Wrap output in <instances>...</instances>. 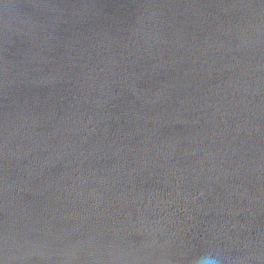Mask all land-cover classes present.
Wrapping results in <instances>:
<instances>
[{
    "label": "water",
    "instance_id": "95a60500",
    "mask_svg": "<svg viewBox=\"0 0 264 264\" xmlns=\"http://www.w3.org/2000/svg\"><path fill=\"white\" fill-rule=\"evenodd\" d=\"M264 264V0H0V264Z\"/></svg>",
    "mask_w": 264,
    "mask_h": 264
},
{
    "label": "clouds",
    "instance_id": "9594fccd",
    "mask_svg": "<svg viewBox=\"0 0 264 264\" xmlns=\"http://www.w3.org/2000/svg\"><path fill=\"white\" fill-rule=\"evenodd\" d=\"M195 264H224L223 258L219 252L207 253L200 256Z\"/></svg>",
    "mask_w": 264,
    "mask_h": 264
}]
</instances>
